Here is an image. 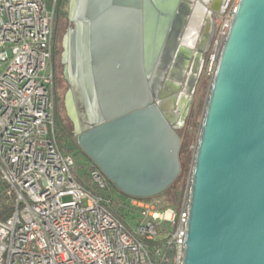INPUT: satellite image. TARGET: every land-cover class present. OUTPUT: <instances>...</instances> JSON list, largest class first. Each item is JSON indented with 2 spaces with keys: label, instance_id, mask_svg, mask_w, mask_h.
Returning <instances> with one entry per match:
<instances>
[{
  "label": "water",
  "instance_id": "obj_1",
  "mask_svg": "<svg viewBox=\"0 0 264 264\" xmlns=\"http://www.w3.org/2000/svg\"><path fill=\"white\" fill-rule=\"evenodd\" d=\"M207 2L73 0L82 25L71 33L72 63L93 114L79 116L68 89L66 115L81 150L125 195L158 196L181 173L175 121L199 82L189 62ZM125 18L144 24L119 37L109 20ZM187 208L183 264H264V0L238 1L210 83Z\"/></svg>",
  "mask_w": 264,
  "mask_h": 264
},
{
  "label": "built area",
  "instance_id": "obj_2",
  "mask_svg": "<svg viewBox=\"0 0 264 264\" xmlns=\"http://www.w3.org/2000/svg\"><path fill=\"white\" fill-rule=\"evenodd\" d=\"M238 1L213 16L201 74L210 83ZM58 3L0 0V264H183L187 193L179 212L121 194L91 161L79 173L58 143Z\"/></svg>",
  "mask_w": 264,
  "mask_h": 264
},
{
  "label": "rangeland",
  "instance_id": "obj_3",
  "mask_svg": "<svg viewBox=\"0 0 264 264\" xmlns=\"http://www.w3.org/2000/svg\"><path fill=\"white\" fill-rule=\"evenodd\" d=\"M68 3L65 2L64 6L62 7V15L60 16L59 25L57 29V40H58V50L60 51V39L63 33L66 31L68 27L67 23V15H68ZM60 55H57V62H58V70H57V77L58 79V104H57V114L63 122V126L65 129L72 135L73 140L77 141V137L73 134L72 124L69 121L65 107H64V99L65 93L68 88L67 83L63 80L61 75V64L59 61ZM210 88V82L206 80L202 75L199 78V82L195 89L194 97L192 98L191 104L186 109V113L184 115V120L182 127L178 128L176 131L180 135L182 142H181V149L179 153V160L181 171H185L186 174V190L187 193L188 186L190 183L192 165H193V158L194 152L197 146L198 136L201 128V123L203 120V113L205 109V105L208 98ZM71 140L65 139L64 144L70 147ZM76 161H77V170L79 173L85 172V165L89 164V160H87L81 153L74 150ZM158 199L167 203L171 202L170 197L168 195H160Z\"/></svg>",
  "mask_w": 264,
  "mask_h": 264
},
{
  "label": "trees",
  "instance_id": "obj_4",
  "mask_svg": "<svg viewBox=\"0 0 264 264\" xmlns=\"http://www.w3.org/2000/svg\"><path fill=\"white\" fill-rule=\"evenodd\" d=\"M59 5V4H58ZM62 15V12L60 10V7L57 6L55 11V18H54V30H53V49H52V69H53V80H54V127L57 134V140L61 147H63L67 152L72 153L75 156L74 150H77V152L81 153L87 160L90 161V159L86 156V154L81 150L80 146L78 145L77 141L73 140L72 135L65 129L63 126V122L60 119V117L57 114V104H58V62H57V55L59 54L58 50V40H57V29L59 25L60 16ZM69 139L71 140V146L68 147L64 144V140ZM78 180L81 181L86 186L88 185V181L86 179H83L79 176ZM111 185L120 192L112 183ZM186 190V174L185 171H181L180 175L175 179V181L169 186L167 190L162 192L160 195H168L170 197L171 202H167V205H170L176 209L177 212L180 211L181 204L184 199ZM121 193V192H120ZM123 194V193H121ZM125 195V194H124ZM156 196V197H158Z\"/></svg>",
  "mask_w": 264,
  "mask_h": 264
},
{
  "label": "crops",
  "instance_id": "obj_5",
  "mask_svg": "<svg viewBox=\"0 0 264 264\" xmlns=\"http://www.w3.org/2000/svg\"><path fill=\"white\" fill-rule=\"evenodd\" d=\"M199 1H201V0H199ZM207 1L208 2L205 5V10H208L211 8V10L216 13V12H219V9H221L223 6H226V4L228 3L229 0H207ZM73 20L74 21H71V22L69 20H67L68 27H67L66 31L63 33V35L59 41L60 49H61L59 51V55H60L59 61H60L61 67H62V70H61L62 78L68 85L67 90L70 89L72 91L74 100H75V98H77V99H79V101H82V103L84 104V101H83L81 93H80V86H79L78 81H77L76 65L78 64V61L76 62L75 67H74V65L72 63L71 41H70L71 33L74 31L78 32L80 26L82 25V21L78 20V19H73ZM134 24L142 25V24H144V20L143 19L142 20H134V19H128V18L109 20V25L120 26L118 28H114V29L112 28L111 29V31L119 32V33H116V35H118L119 37L121 35L127 37L128 34L124 33V32L129 31L130 26L134 25ZM118 47L122 48L123 46L118 45ZM189 66H190V62H189ZM189 68H188V71H189ZM184 84H185V80L183 82V85ZM75 103H76V101H75Z\"/></svg>",
  "mask_w": 264,
  "mask_h": 264
},
{
  "label": "flooded vegetation",
  "instance_id": "obj_6",
  "mask_svg": "<svg viewBox=\"0 0 264 264\" xmlns=\"http://www.w3.org/2000/svg\"><path fill=\"white\" fill-rule=\"evenodd\" d=\"M68 3V15L67 20L74 21L73 19V0H59V7L62 11V7L64 6V3ZM225 6L223 7V9ZM213 11L211 9L205 10L202 18L200 19V23L198 25V29L196 33L194 34V38L192 40V58L190 60V66H192V75L199 74L200 76L202 74V68H203V62L207 55L209 45L212 39L213 34ZM194 73V74H193ZM77 111L79 113V116H89L90 114H93V110H91V107L85 106V104L82 103V101H79V99L75 98ZM177 101H181L178 100ZM187 102L185 100H182L181 103V113L186 109ZM175 107V106H174ZM180 113V114H181ZM176 119L175 125L176 128L182 127L183 124V118H181L182 114Z\"/></svg>",
  "mask_w": 264,
  "mask_h": 264
}]
</instances>
